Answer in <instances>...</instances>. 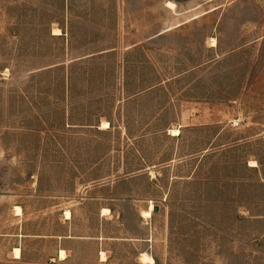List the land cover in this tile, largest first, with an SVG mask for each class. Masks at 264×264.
I'll return each instance as SVG.
<instances>
[{"label": "rangeland", "instance_id": "1", "mask_svg": "<svg viewBox=\"0 0 264 264\" xmlns=\"http://www.w3.org/2000/svg\"><path fill=\"white\" fill-rule=\"evenodd\" d=\"M150 230L103 246L264 264V0H0V264Z\"/></svg>", "mask_w": 264, "mask_h": 264}, {"label": "crops", "instance_id": "2", "mask_svg": "<svg viewBox=\"0 0 264 264\" xmlns=\"http://www.w3.org/2000/svg\"><path fill=\"white\" fill-rule=\"evenodd\" d=\"M153 233H151V230L149 231V234L146 235V237H136V236H125V237H120V236H103L102 237H97L96 239H85V240H93V241H97L96 243H101L102 245L96 250V264H118V263H114L113 262V250H110V249H107L106 247L103 246V244H105L107 241H113V242H125V243H129V244H132V245H137L139 243L141 244H145V246H151L153 244H151V242H153ZM67 239H74V238H83V237H75L73 235H69V236H66ZM100 241V242H99ZM102 241V242H101ZM62 250L59 249L58 253L60 255V251ZM65 250V253H66V256L65 258L61 259V260H66L69 258V256L71 255L69 250L67 249H63ZM148 253L150 254L155 262L153 264H158V260H157V256L154 255L153 253H150L149 251V248L147 249L146 247L145 248H142L141 250H139L136 255H135V259L133 261L134 264H150V263H144L141 261L140 259V256L142 253ZM104 257V259H103Z\"/></svg>", "mask_w": 264, "mask_h": 264}, {"label": "bare ground", "instance_id": "3", "mask_svg": "<svg viewBox=\"0 0 264 264\" xmlns=\"http://www.w3.org/2000/svg\"><path fill=\"white\" fill-rule=\"evenodd\" d=\"M168 6L170 8H175L176 7L175 3H173V2H168ZM53 33L56 34V35H59V34H61V31H60V29H54ZM215 43H216V41H215ZM108 127H109V123L108 122H104L103 125H102V128H108ZM179 133L180 132L178 130H173V134L174 135H178ZM16 209L18 210L19 213H21V211H22L21 210V207L17 206ZM153 210H154L153 209V206L151 205L149 207V209L144 210L142 212V216L145 217V218L152 217ZM103 212L104 213H110V209L109 208H104L103 209ZM66 215H67L66 216L67 218H71V216H72L71 215V212L69 210L66 212ZM15 253H16V257H19L21 255V250L19 248H16L15 249ZM65 256H66L65 250L62 249L60 251V258L63 259V258H65ZM103 259H104V257H103ZM140 259L144 263L153 264L155 262L154 258L150 254H148L146 252H144V253L141 254Z\"/></svg>", "mask_w": 264, "mask_h": 264}, {"label": "water", "instance_id": "4", "mask_svg": "<svg viewBox=\"0 0 264 264\" xmlns=\"http://www.w3.org/2000/svg\"><path fill=\"white\" fill-rule=\"evenodd\" d=\"M158 209H159V207L158 206H155L154 210L157 211Z\"/></svg>", "mask_w": 264, "mask_h": 264}]
</instances>
